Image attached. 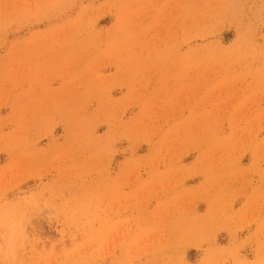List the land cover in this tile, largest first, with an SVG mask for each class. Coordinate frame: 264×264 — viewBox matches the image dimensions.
Listing matches in <instances>:
<instances>
[{
    "label": "rangeland",
    "instance_id": "obj_1",
    "mask_svg": "<svg viewBox=\"0 0 264 264\" xmlns=\"http://www.w3.org/2000/svg\"><path fill=\"white\" fill-rule=\"evenodd\" d=\"M0 264H264V0H0Z\"/></svg>",
    "mask_w": 264,
    "mask_h": 264
}]
</instances>
